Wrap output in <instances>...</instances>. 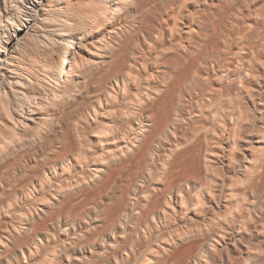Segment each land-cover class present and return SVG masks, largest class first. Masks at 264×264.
I'll list each match as a JSON object with an SVG mask.
<instances>
[{"label":"bare ground","instance_id":"bare-ground-1","mask_svg":"<svg viewBox=\"0 0 264 264\" xmlns=\"http://www.w3.org/2000/svg\"><path fill=\"white\" fill-rule=\"evenodd\" d=\"M137 2L145 0H0V167L13 149L36 153L33 147L46 126L90 76L82 50L90 47L94 26L116 24ZM258 30L240 38L232 31L218 46L217 61L191 69L193 74L189 69L195 93L181 97L180 107L167 119L165 111L156 112L185 71L172 63L169 46L162 74H156L160 79L145 87L135 71L140 59L108 68L106 59L96 61L94 67L104 71L105 79L84 110L89 116L80 122L68 118L65 136L70 138L72 131L75 140L64 145V137L55 159L48 158L22 187L0 197V264H228L227 258L231 264H264V35ZM110 35L120 36L117 30ZM155 37L145 43L170 44ZM108 49L114 51L112 43ZM180 50H175L177 57L189 55ZM210 89L211 95L191 106L193 98ZM120 92L124 107L111 116L104 108L97 149L87 135L89 125L103 109L104 98L116 99ZM168 106L170 113L173 104ZM189 114L205 119L201 133L188 129ZM138 159L144 168L126 191L104 193L118 170ZM63 177L76 180L44 192ZM30 185L41 196L36 203Z\"/></svg>","mask_w":264,"mask_h":264},{"label":"rangeland","instance_id":"rangeland-1","mask_svg":"<svg viewBox=\"0 0 264 264\" xmlns=\"http://www.w3.org/2000/svg\"><path fill=\"white\" fill-rule=\"evenodd\" d=\"M150 1L151 0H149V2H148V0H145V2H143V4L142 3L138 4V2H137L136 3L137 5H134L133 7H130L129 10L124 11V14L121 16V18L114 25L107 23V22H102V23H99L101 25L98 24L97 26H94V29L92 31V35L90 36L89 40L87 41L88 44L90 43L89 44L90 47L82 50L84 55L87 58V63H88L87 64L88 71L86 72V76L90 75L89 76L90 79L87 78L88 80L85 82V84L80 85V89H78V91H76L75 98L73 99V101L69 104L68 103L63 104L62 107H60V108L64 109V111H62L60 115L54 117L55 120L53 121V123L48 124L46 126L47 128L44 130L43 135L40 138L39 142L36 145H34V147H33V149L36 151V153H34L32 150H21V148L20 149L16 148V149H13L10 151V153L8 155V159H6L1 164V167H0V197L5 196L7 193H10V191L14 192V190L22 187L28 181V179H29V178H27L28 175L30 176L31 174L35 173V171H36L35 169H38L39 166L41 164H43L46 160H49V159L51 160L54 157L56 158L57 151L65 142V140H64L65 138H66V141H68L69 143L65 142L66 144L64 143V145H68L75 140L74 134L72 131L69 132L70 138L66 137L67 133H68L67 130L69 129L68 118H73V120L75 122H80L83 115L89 116L88 112L84 111V110L90 105V103L94 100V98L99 94V92H100L99 91V87H100L99 84H101L100 82H102L105 79L104 78L105 77L104 71L103 70L98 71L97 69H95L94 65H95L96 61H101V59H106L108 61V66H107V68H108V67H113L112 64H114L115 62L117 63L118 66L119 65L121 66L123 64V62H125L124 59H126L127 61H129V60L134 61L136 59H140L139 60L140 62H137V67H136L135 71H136L137 77L141 80L142 86L145 87L147 84H153V82L155 83L160 79L161 76L156 75V74H160V75L162 74V72L160 70L162 69L163 64L161 65V62L163 63V61H165L166 58L164 56V52H165V50L166 51L168 50V46H169V49L172 52V56H173L172 63L178 64V67H179V68H177L178 70L183 68L185 71L180 70L182 72V75H181V78H179V80L177 82L178 83L177 85L179 86V87H177L178 90L175 88L173 90L175 92L168 93V95L165 97L166 100L163 99L162 103L160 104L159 112L158 111L156 112V113L161 114L163 111H165L166 113H163V115H165L164 119H167V118H165L167 116L166 114H168V116L170 117L171 112L174 113V110L178 109L180 107V98L181 97H183L184 95H189V94L191 95V94L195 93V89H196L195 83H194V80H192V78H191V75L193 74L192 72H194L197 68H200L201 66H203L205 63H210L212 61H217L219 59L220 56H219V51L217 48H218V46L221 45V43H223V41H224L223 39L225 38V36H227V34H229L235 30L232 35H234V37H236V38H240V37L246 36L248 33H251L257 27V29H259L260 31L258 30L256 33H260L261 35H264V33H263L264 32V30H263L264 29L263 28L264 27V12H263L264 11V0H226V1L225 0L224 1L223 0H214L211 2H205L204 0H157V1L152 0L151 2ZM184 1H186L191 6H189V7L186 6ZM76 2H77V0H76ZM221 3H222V6H221ZM180 4H182V5H180ZM171 5H172V7H171ZM170 7H171V9H170ZM180 7H181V9H180ZM204 7H206V8H204ZM261 7H262V9H261ZM248 8H249V10H248ZM243 9H245V10H243ZM250 9H251V11H250ZM210 11H212L213 14ZM205 14H207L208 16H205ZM259 14L260 15L262 14V16L260 18H258L260 16ZM200 15L203 17H200ZM254 16L257 18H254ZM176 17H177V19H176ZM198 17H199V19L197 20L196 18H198ZM222 17L224 18V20H222V21L218 20ZM247 17H249V18L247 19ZM178 19H179V21H178ZM158 20H159V22H157ZM161 20L165 23H163ZM176 20H177L178 24H176ZM199 20H201V21H199ZM215 21L220 22V24L219 23H218L219 25L216 24L217 22H215ZM252 21H253V23H252ZM160 22H161V24H160ZM222 23H223V26H222ZM153 24H154V26H153ZM231 24H232V26H231ZM237 24H238V26H237ZM257 25L258 26L260 25L259 28ZM199 26H200V28H199ZM227 26L230 29H228ZM144 27H146L145 29H148V30H145ZM216 27H217V30H215ZM219 27L221 29H223L222 32H220L221 29ZM251 27L254 29H252ZM114 28H115V30L119 31L120 36L118 38H113L114 36L110 35V33L113 34V31H115ZM191 28H192V30H190ZM211 30L212 31L215 30V31H217V33H214ZM110 31H112V32H110ZM235 32H236V34H235ZM131 33H132V35H130ZM152 33H153V35H152ZM192 33H195V36ZM197 33L200 34L201 36L200 35L197 36ZM245 33H246V35H245ZM25 34H26V32L23 31V35H21V36H24ZM213 34H215V36ZM128 35H130V37ZM154 35L157 36V37H155V39L158 38L156 40L165 39V40H168V42L170 44L167 46H164L161 44V42H157L153 45L151 44L150 46H148L145 43L146 39L150 38ZM150 39H152V38H150ZM195 39L197 40V42L193 43L192 40H195ZM206 39L209 40V42H206ZM129 41H130V44L128 43ZM187 41H189V42H187ZM211 41L213 43H211L210 45H207ZM111 43L114 46V51L115 52L117 51L116 53H113L114 51L110 52V50L108 49V46ZM205 43H207V44H205ZM127 44H129V45H127ZM183 44L184 45L186 44V46L184 47ZM203 44H204V46H203ZM126 46L128 47V49ZM152 46H154V48ZM205 46L207 48H205ZM211 46L213 48H210ZM139 47L140 48L143 47V48L140 49ZM203 47L205 49H202ZM235 47L236 48H234V50H236V51L240 50L238 44H236ZM222 48H223V46H222ZM119 49H121V50H119ZM147 49H148V51H147ZM179 49H182L183 51L187 50L189 55H185L184 58L183 57H177L175 50H179ZM125 50H126V52H125ZM127 50H129V51L133 50V51L132 52L130 51V54H129V51L127 52ZM143 50H146V51H143ZM182 50H180V52H182ZM205 50L206 51L208 50V51L205 52ZM200 51H202V52H200ZM127 54H129L130 56L128 55V57H127ZM137 55L140 57H138ZM197 55H200L199 58L196 57ZM121 56L124 57V58L122 57L123 60H122ZM143 56H145L146 58ZM141 58L142 59L144 58V59L141 60ZM193 59L195 60L196 66L193 64L194 63V61H192ZM199 59H200V61L197 62ZM116 60L117 61L119 60L120 62L119 61L117 62ZM183 61H185V62H183ZM187 61H188V64H187ZM116 63L114 65V67H118L116 65ZM109 64H110V66H109ZM151 64H153V65H151ZM189 64H190V66H188ZM191 65H193V66H191ZM187 67H188V69H187ZM156 69L157 70L159 69L158 70L159 72ZM189 69H190V72L192 69V72H191L192 74L190 73L191 75L187 74V73H189ZM141 70H142V72H140ZM187 70H188V72H187ZM74 75L78 76L79 71H76L74 73ZM83 76L84 75H82L81 79H83ZM97 76L103 77V79L101 78V80H100V78ZM186 76L188 77V79L185 78ZM184 81H185V83H184ZM180 82L181 83L183 82V83L181 84ZM219 84L220 83H216L215 85H219ZM96 85H97V87H96ZM226 85L230 86V85H228V83H226ZM231 88L234 89L235 86L233 87V85H231ZM209 91L212 92V89L206 91L205 94H202V95L199 94L198 96H196V98H193L191 100V102H192L191 106L196 108V106L198 105V103H200V101H202V99L204 100L205 98H207V96H208L207 94L210 93ZM129 92H130L131 101H133L132 97H133L134 91L130 90ZM120 93L121 94L116 99H109L108 100V98H107V100H106V98H104V101L102 103L104 105L103 109L99 110L98 116L96 118L92 119V121L89 125V130L87 131L88 132L87 135L89 138L92 139L91 142L95 145V148H97V149H98V147L100 148V145H99V142L95 139V137H96V135H99L100 126L104 122L102 119V115L104 113L103 112L104 108L106 107L105 110H108L110 112V116L116 114L117 112L119 113L123 109L124 102H125V99L122 97V92H120ZM173 93H175V95H176V96L174 95L175 97L174 96L172 97L173 99L175 98L174 103L171 99L172 103L169 104L167 102L169 99L168 97L171 98V94H173ZM211 94L212 93H210V95ZM91 97H93V99ZM176 97H177V99H176ZM127 101H129V100H127ZM169 101H170V99H169ZM175 101H177V102H175ZM195 101H196V103H195ZM166 103H168V104H167V108L165 109L164 105ZM171 104H173V106H171ZM168 105L171 106L170 107V113H168V111H169ZM172 107H173V109H172ZM77 108H79V109H77ZM62 109H60V110H62ZM82 111H84V112H82ZM67 112L69 113V115ZM72 114H73V116H71ZM192 120H194V121H192ZM208 120H211V119H208ZM196 121H198L199 123H197ZM204 122H205V119H203L202 117H198V116L193 115V114H189L187 116L188 129L189 130L194 129V130H196L197 133H201L203 131L202 129H204V127H205ZM218 130L221 131L220 128ZM158 131H161L160 128L156 129L154 131V134H155L154 137L159 136V134H157ZM71 134H72V136H71ZM67 138H68V140H67ZM69 139H70V141H69ZM155 139H157V141H158V138H155ZM71 140H73V141H71ZM156 146L158 147V143H156ZM27 152H29V153H27ZM30 152H32V154L34 153L35 156H37V160H34V158L32 156L30 157V155H31ZM22 153H24V155ZM20 157H23V158L20 159ZM20 161H22L23 163ZM136 162L134 164H132L127 169L122 168V170H118L119 173L117 175L119 177L116 176L115 178H112V182H114V180H115V182L111 183L109 187H111V185L113 184L112 187L106 188L104 193H106V192L108 193V192H111L113 190H116V191L118 190L117 192L119 194H121L124 191H126L127 186L130 185V184L128 185V183H131L130 181H133L135 178L138 177V174L140 173L141 167L144 168V166L142 164L143 163L142 160L138 159V161H136ZM138 162H140V163H138ZM17 164H20V165H17ZM137 164H139V165H137ZM137 166H139V167H137ZM137 168H139V169H137ZM134 169H136L137 171L135 172ZM121 171H122V173H121ZM136 173H138V174L136 175ZM120 174H121V176H120ZM134 175H136V176H134ZM133 176H134V178L131 179V177H133ZM75 180H76V178H67V177L54 179L50 184H47L45 186L44 192L47 193V192H51L53 190L55 191V189L57 188L58 185H60V184L68 185V184H70V182L73 183ZM18 183H19V185L17 187L16 184H18ZM124 188H125V190H124ZM33 190H35L33 185H30V192H32V193L34 192L32 194V196H36L37 192H36V190L35 191H33ZM38 197H41V196L37 195L35 197L36 198V200H34L35 203L37 202ZM90 206L91 205H88V207H90ZM30 207L33 209V207H35V205L33 204ZM16 217H17L16 213H11L12 219H16ZM19 220L20 219H17L16 221L18 222ZM224 260H226V262L228 264H231V262L228 260V258L224 259ZM218 264H220V263H218Z\"/></svg>","mask_w":264,"mask_h":264}]
</instances>
